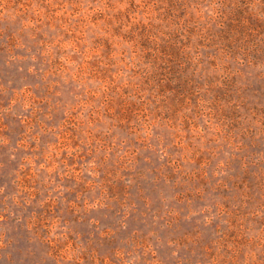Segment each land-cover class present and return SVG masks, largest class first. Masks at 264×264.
Returning <instances> with one entry per match:
<instances>
[{"label": "rangeland", "instance_id": "1", "mask_svg": "<svg viewBox=\"0 0 264 264\" xmlns=\"http://www.w3.org/2000/svg\"><path fill=\"white\" fill-rule=\"evenodd\" d=\"M262 36L264 0H0V264H264Z\"/></svg>", "mask_w": 264, "mask_h": 264}, {"label": "trees", "instance_id": "2", "mask_svg": "<svg viewBox=\"0 0 264 264\" xmlns=\"http://www.w3.org/2000/svg\"><path fill=\"white\" fill-rule=\"evenodd\" d=\"M262 20L260 19H256V20H253V22H250L249 20L248 21H242L238 18H236L235 20H233L234 24L236 25L237 29L239 31L237 32H240L241 30H243L244 32H247V35L249 36L250 33H251V30H254L252 28V26L254 24H257V23H261ZM148 32V31H147ZM144 33V36H143V40H144V43L145 42H153V39L149 37V34L148 33ZM254 34V33H252ZM258 34V33H257ZM259 35V34H258ZM261 36V35H259ZM262 38L264 39V37L262 36ZM259 40V42H256L251 48V51L254 52V53H257V54H263L264 53V40ZM233 43V42H232Z\"/></svg>", "mask_w": 264, "mask_h": 264}]
</instances>
